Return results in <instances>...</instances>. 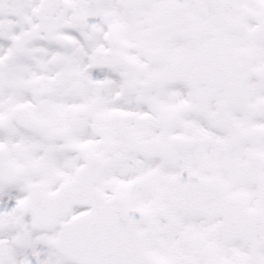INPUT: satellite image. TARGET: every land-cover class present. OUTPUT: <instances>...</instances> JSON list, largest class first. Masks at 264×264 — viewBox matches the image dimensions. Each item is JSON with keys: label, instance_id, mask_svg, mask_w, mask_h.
I'll return each mask as SVG.
<instances>
[{"label": "snow or ice", "instance_id": "1", "mask_svg": "<svg viewBox=\"0 0 264 264\" xmlns=\"http://www.w3.org/2000/svg\"><path fill=\"white\" fill-rule=\"evenodd\" d=\"M0 264H264V0H0Z\"/></svg>", "mask_w": 264, "mask_h": 264}]
</instances>
